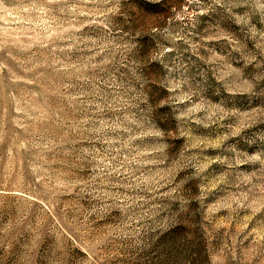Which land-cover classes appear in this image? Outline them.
I'll use <instances>...</instances> for the list:
<instances>
[{"label":"rangeland","instance_id":"1","mask_svg":"<svg viewBox=\"0 0 264 264\" xmlns=\"http://www.w3.org/2000/svg\"><path fill=\"white\" fill-rule=\"evenodd\" d=\"M0 264H264V0H0Z\"/></svg>","mask_w":264,"mask_h":264}]
</instances>
